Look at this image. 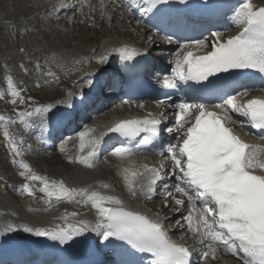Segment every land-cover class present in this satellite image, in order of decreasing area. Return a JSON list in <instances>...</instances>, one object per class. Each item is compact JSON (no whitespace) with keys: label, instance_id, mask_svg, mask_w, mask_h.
Masks as SVG:
<instances>
[{"label":"snow or ice","instance_id":"obj_1","mask_svg":"<svg viewBox=\"0 0 264 264\" xmlns=\"http://www.w3.org/2000/svg\"><path fill=\"white\" fill-rule=\"evenodd\" d=\"M164 2L166 0H143L147 7H140L139 11L151 12ZM232 23L239 29L237 33L226 39L219 32L212 33L214 40L210 45L211 50L203 51V54L198 53L208 48L205 40L182 45L174 62V75L172 78L164 77V86L176 88L179 81H207L217 73L233 69H254L264 73V6L254 4L253 0H239ZM166 39L168 43H173L171 36ZM112 51L119 52L125 59H132L137 54V50L128 45L113 48ZM107 59V53L98 58L100 63ZM7 83L10 94L23 102L11 77L7 78ZM248 96L247 90L229 95L222 104L214 106L218 110L209 109L204 104L191 105L185 102L175 106L178 109L175 114L176 130L181 136L176 145L170 146L169 160L171 174L177 182L172 186L174 192L167 193L163 207L174 204L176 207L173 210L180 211L187 205V215L183 219L188 231L199 238V254L206 261L215 259L218 249L223 247L238 257L242 264H264V174H257V170L264 171V146L249 143L234 131L237 123L234 115L244 117L252 127L264 130V97L240 99ZM51 107L41 105L33 111L18 112V119L26 128L31 127L30 118L45 115ZM163 118V113L159 116L149 113L143 118L121 119L99 136L91 135L95 129L86 127L78 133L80 147L83 150L85 138L88 137L91 150L86 156L74 159L93 167L92 158L97 146L109 133L128 138L144 134L140 141L144 144L158 134ZM0 122H3V135L14 156H21L20 146L9 131V124L16 121L0 116ZM261 140H264V136ZM132 153L133 148L129 146L122 145L114 149V155L120 158L129 157ZM13 162H16L15 159ZM19 163L23 169L19 174L29 181L42 182L40 191L46 194L49 202L53 197L71 200L76 196L83 198L79 203L91 202L99 215L96 227L92 230L100 232L104 241L110 237L125 240L141 251L152 253L160 264H191L192 250L186 244L170 239L159 215L153 219L122 207H106L107 204L120 205L122 201L87 189H70L63 181L49 182L46 177L33 172L27 163ZM142 167L151 176L141 191L151 198L156 192L158 181L163 178L164 166ZM122 171L129 190L135 194L136 180L144 173L130 167H124ZM22 188L33 194L28 183L23 184ZM80 223L84 227L69 225L67 229L49 231L25 226L24 231L64 244L85 230L87 222Z\"/></svg>","mask_w":264,"mask_h":264},{"label":"bare ground","instance_id":"obj_2","mask_svg":"<svg viewBox=\"0 0 264 264\" xmlns=\"http://www.w3.org/2000/svg\"><path fill=\"white\" fill-rule=\"evenodd\" d=\"M40 1L41 0H21L20 3L25 4L24 7H29L31 8V10L29 8L25 9L26 11H24L21 16L15 18L14 23L16 25H20L23 21L27 23H34L38 19V17H40L42 13H47L48 11L55 10L54 4H47L45 5V8H41ZM23 4L13 2L11 4V7H13V9H18ZM32 8H35V9H32ZM35 10H37V12ZM88 10H90L88 16H94L92 17L93 19L89 20L92 22L95 21L94 25H90L89 28L85 26L87 28L86 30L84 31L81 30L82 32L80 33L79 31H75L76 33L73 32L71 34L64 33L62 31L54 29L52 26H49V29L53 31L52 35H55V39L64 38V40L58 43H56L57 40L56 42L50 41V43H52L50 45V50L46 51V50H42L38 48V45L32 44V42L36 40V35L31 34L28 39L24 40L25 44H23V46L20 47V49L16 51V54L11 56L12 61L14 58V61L18 59V63H20L21 65L29 64L31 66L30 73L32 71L34 72L33 78L39 75L37 73L39 68L43 69L44 72L42 73V75H45V78L42 80V86L48 85L47 87L48 89H51L57 84H62L67 89H73L75 91H78L81 85H79V82H77L75 78L80 77V76H84V78L86 77L90 78L91 75L96 71V69L105 63V62L100 63L98 60H96V57L98 56L97 53L94 55L90 54L93 49L96 48L102 55H104L106 54V51H103L102 45L106 41L111 42L112 40L113 41L119 40V42L123 44H126L128 42H134L135 44H138L140 43L141 38H142V33L134 34V33H137L136 31L137 29H133L132 27H130V25L128 24V20L120 19V17L122 16L121 12L118 11V13L121 14L119 15L115 11H112L113 8L111 7H110V10L108 9L104 10V12L107 11L109 15L113 14V18H112L113 23H110L111 25H109L108 22H105L103 24V28L100 29L98 28L97 22H104L108 20V18L110 17L108 16L107 18L106 14H104V16L98 15L99 12L96 15H93L94 14L93 8H87L86 11ZM96 16H98V18H96ZM117 17H118L119 22H121L120 23L121 25L119 24V22L114 24L115 22L114 18L116 19ZM51 24L54 25V21ZM48 25L49 24L44 23V26L48 27ZM78 25L84 26L85 24L84 22L83 23L81 22V23H78ZM44 26H42V24H37L35 27L43 30ZM81 26H80V29L82 28ZM3 27H7V26L3 25ZM78 28L76 26L75 30H78ZM88 32L90 33L88 34ZM86 35L87 37H84ZM96 36H97V39L94 38ZM146 45L153 47V48L155 47V44H151V43H146ZM26 48L28 49V52L31 53V55L27 57L24 56V51L26 50ZM82 55L83 57L87 59L86 60L85 58L81 59L80 57ZM77 61H79V63H77ZM81 62H84V63H81ZM20 69L23 70L24 68L20 67ZM49 73H52V75H49ZM14 74L17 75V73H14ZM55 91L59 92L56 89ZM110 114L112 115H107L105 117H102L100 119L99 124L107 123V125H109L108 121L111 122L113 120H116V119L118 120L119 118L124 117L121 115L120 111H117V109L111 110ZM108 118L110 120H107ZM44 160H46L47 162H53L54 158L51 159V158L45 157ZM56 161L57 162L59 161V163L64 164L65 166L64 172L69 173L73 171V173H76L77 175L79 174L78 169L71 164H67L65 160L57 159ZM110 174H111L110 180H115L116 178L119 177V175L116 172L112 171ZM101 180H105V179L102 178ZM69 181L75 187L83 183V186L81 187V189H87L88 191L91 190L92 192L101 191V193H103L105 189L103 185L105 184L108 185V183H105V182H101V181L98 182L92 176L89 177L88 179L87 178L83 179L81 177H78L76 179L71 178ZM110 182L111 181H109V183ZM2 184L3 186H5V183H2ZM115 185L116 187L121 188L122 182H119ZM6 187L8 188V186ZM2 208H1V203H0V210ZM79 209H81L80 206L78 208H75V210H79ZM60 213L61 211L54 207L53 209L50 208L48 211H45L44 214L41 212H36V213L28 215L24 219L29 220L31 222L39 221V220L45 222V221H49L55 218L60 219L61 218ZM28 227H33V226L31 225ZM23 232H26V231H24L23 229L19 231V233H23Z\"/></svg>","mask_w":264,"mask_h":264},{"label":"rangeland","instance_id":"obj_3","mask_svg":"<svg viewBox=\"0 0 264 264\" xmlns=\"http://www.w3.org/2000/svg\"><path fill=\"white\" fill-rule=\"evenodd\" d=\"M13 2H17L19 4H23V3H20L21 0L20 1L19 0H6L5 3L2 2L1 5H3V4L10 5ZM24 6H25V4L21 5L19 8L17 7L18 9H14V10H20V9L24 8ZM7 8L8 7L6 6V8L3 7L2 9L3 10H7ZM25 8L28 9L29 7H25ZM29 9L31 10V8H29ZM32 9H35V8H32ZM35 11L37 12V10H35ZM93 15H96V14H93ZM96 18H98V16H96ZM5 19H6V21H5ZM114 21H115L114 24L119 22L118 17L116 19L114 18ZM7 22H10V19L8 17L0 20V25H2V27L0 26V64L1 63H6L8 61V60H6V58H4L5 55L11 54L13 56L14 54H16V51L19 50L20 47L23 46V44H25V42H24L25 39H24L22 41V43L20 45H18L19 40L17 41V37L15 35H12V34L7 32V30H6L7 27H3V25H6L5 23H7ZM105 22H108V20H106L104 22H97L98 28L102 29L103 28V24ZM111 23H113V19L111 20ZM120 23L121 22H119V24ZM84 24H85L84 26L76 25L79 28H78V30H75V31H79V33H80V32H82V31L87 29L85 26H87L88 28L90 27V25L87 22L84 23ZM80 26L82 27L81 29H80ZM74 33H76V32H74ZM89 33L90 32H88V34ZM84 37H87V35L84 36ZM62 39L64 40V38H62ZM62 39H57V42L63 41ZM38 44H40V43L38 42ZM33 45H36V44H33ZM29 55H31V53L28 52V49L26 48V50L24 51V56L27 57ZM17 62H18V59H16V61H14V58H13L14 66L17 64ZM25 65H29V64H23L20 67L24 68ZM30 68H31V66H30ZM1 70L2 69H1V66H0V79L3 76ZM14 75L18 76L16 74H14ZM30 75H31V79H33L34 72L32 71L30 73ZM32 83H33V81H31L29 83L30 87H33ZM1 87L2 86L0 84V95L2 94ZM59 95H60V92H57V91H55V93H52V94L48 93V92H45V93L41 94V97L45 98V99H48V98L51 99V98L57 97ZM4 105H5V103L0 99V106H4ZM0 124H2V123L0 122ZM2 132H3V127L0 125V176H2V179L0 178V183L2 184V183L6 182L11 187V183L14 184L17 181L18 174H17V171L13 168L14 163L12 161V157H13L12 151H7L6 146L4 145ZM47 158H49V157H47ZM51 159H53V158H51ZM57 159H59V158H54L53 162H48V163H59V161L58 162L56 161ZM32 162H33L34 167H36V164H38L40 166V168L42 170H45V171L54 170L56 172H60L61 173L63 171V168H64L61 163H59L61 165H50V164L44 163L42 160L37 161L36 159H32ZM69 173H73V171H71ZM3 179L5 180V182L2 181ZM1 184H0V203L2 205H4V206H8L9 208H12V209L15 208V210L22 209V211H24L26 209V207H27V204L26 203H22V202H20V200L17 199V197L15 196V193H14V189H11L9 187L7 188L6 187L7 184H6V186L1 187Z\"/></svg>","mask_w":264,"mask_h":264}]
</instances>
